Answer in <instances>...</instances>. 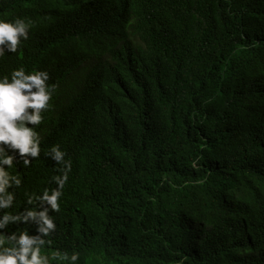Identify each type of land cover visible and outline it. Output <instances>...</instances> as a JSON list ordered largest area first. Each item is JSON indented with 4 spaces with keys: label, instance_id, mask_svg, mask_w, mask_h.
Masks as SVG:
<instances>
[{
    "label": "trees",
    "instance_id": "16d2710c",
    "mask_svg": "<svg viewBox=\"0 0 264 264\" xmlns=\"http://www.w3.org/2000/svg\"><path fill=\"white\" fill-rule=\"evenodd\" d=\"M17 17L0 76L56 85L19 207L53 145L72 164L50 264H264V0H0Z\"/></svg>",
    "mask_w": 264,
    "mask_h": 264
},
{
    "label": "clouds",
    "instance_id": "9594fccd",
    "mask_svg": "<svg viewBox=\"0 0 264 264\" xmlns=\"http://www.w3.org/2000/svg\"><path fill=\"white\" fill-rule=\"evenodd\" d=\"M32 27L30 19H0V58L17 53L30 38ZM49 80L47 70L28 71L24 66L0 76V264H50L42 249L52 243L48 237L57 229L52 213L60 210L72 166L59 144L45 153L54 165H62L61 174L52 177L56 187L25 193L27 206L22 209L17 202V190L23 185L19 169L41 155L42 137L37 128L52 107L56 87ZM52 258L76 264L80 256L75 251L70 256L56 251Z\"/></svg>",
    "mask_w": 264,
    "mask_h": 264
}]
</instances>
